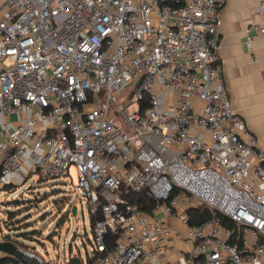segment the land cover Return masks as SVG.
I'll return each mask as SVG.
<instances>
[{"label":"built area","instance_id":"built-area-1","mask_svg":"<svg viewBox=\"0 0 264 264\" xmlns=\"http://www.w3.org/2000/svg\"><path fill=\"white\" fill-rule=\"evenodd\" d=\"M224 2L0 0V189L73 166L100 214L89 264H165L171 237L188 264H264V150L225 88ZM140 190L153 213L124 198ZM202 204L240 235L218 215L191 225Z\"/></svg>","mask_w":264,"mask_h":264},{"label":"crops","instance_id":"crops-1","mask_svg":"<svg viewBox=\"0 0 264 264\" xmlns=\"http://www.w3.org/2000/svg\"><path fill=\"white\" fill-rule=\"evenodd\" d=\"M258 4L259 0H225L220 9L217 55L231 105L264 150V36L250 31L252 40L246 43L247 26L264 24ZM171 222L180 226L177 219ZM188 248L187 243L171 237L165 264H188Z\"/></svg>","mask_w":264,"mask_h":264},{"label":"rangeland","instance_id":"rangeland-1","mask_svg":"<svg viewBox=\"0 0 264 264\" xmlns=\"http://www.w3.org/2000/svg\"><path fill=\"white\" fill-rule=\"evenodd\" d=\"M132 86L130 83L126 88ZM38 180V174L33 173L21 181L19 183L21 185L15 190L0 191V201L34 197L31 208L24 213H30L32 215L30 219L34 220L36 227L41 229L42 237L40 239L42 242L30 241L28 247L34 248L36 253L38 252L42 256L41 258L50 264H67L71 255H77L83 264H87V260L92 257L93 253V245L88 241V239H92V232L87 201L85 197L78 196L73 190V185L76 182L75 168L73 166L70 168L69 175L54 179H42L40 182ZM46 180L47 182H45ZM25 189H33L34 194H28ZM53 189H60V191H53ZM67 196L75 200L74 205L76 206L75 211L73 208L70 211L68 219L63 214ZM4 209L5 206L0 204V224L4 219ZM55 229L57 232H53ZM49 234L53 236L50 239L45 237Z\"/></svg>","mask_w":264,"mask_h":264},{"label":"trees","instance_id":"trees-1","mask_svg":"<svg viewBox=\"0 0 264 264\" xmlns=\"http://www.w3.org/2000/svg\"><path fill=\"white\" fill-rule=\"evenodd\" d=\"M42 179L43 178L39 177L38 182L42 181ZM45 182H47V180ZM20 185L21 184L5 185L0 189V191L15 190ZM29 189H25L26 192L28 194L29 193L34 194L33 193L34 190L33 189L29 190ZM53 191H60V189H53ZM20 194L22 195V192ZM21 195L19 196L21 197ZM124 198L129 203L136 206V208L146 213H150V214L153 213L155 207V201L152 200L145 193L144 190L130 192L126 194ZM32 200H34V197L28 199L18 198L17 200H10V201L8 200L5 202L0 201V204H3L5 206V209L3 210L4 219L2 220V224H0V240L12 241L20 248L32 250L36 253L34 248L28 247V242L30 241L42 242L40 239L42 237L41 229L37 228L35 225V221L30 219L32 216L30 213H24L26 210L28 211L31 208V205L33 204ZM74 203L75 200L72 199L70 196H67V201H65V208H64L65 211L63 213L67 216L66 219L69 218V214L74 206ZM63 204H64V198H63ZM187 213L189 215L191 225L199 224L204 220L210 219L215 215H218L224 225L233 229L234 236L240 235L239 225L236 222L231 220L226 215L218 212L217 210L214 211V209L207 204H202L195 208H189ZM99 217L100 214H98L97 216H93L89 214V223L91 227L94 224L95 220ZM55 227L57 228L56 224ZM53 232H57L56 229L53 230ZM45 237H49L48 239H50L53 236L49 234V235H45ZM107 240L110 243L114 242L113 236L112 237L108 236ZM236 240L237 239L234 238V241ZM88 241L92 244V241L90 239H88ZM38 255L42 257L40 254ZM0 261L1 264H9V263L20 264L19 260H17L14 257L7 256L4 253L0 256ZM79 262L80 264H83L80 258H79ZM89 262L90 259L87 260V264H89ZM43 264H50V263L46 262L43 259Z\"/></svg>","mask_w":264,"mask_h":264},{"label":"water","instance_id":"water-1","mask_svg":"<svg viewBox=\"0 0 264 264\" xmlns=\"http://www.w3.org/2000/svg\"><path fill=\"white\" fill-rule=\"evenodd\" d=\"M76 210V206H73V211ZM0 252L7 256L14 257L22 264H31V260L34 258L28 257L22 249H20L14 242L7 240H0ZM67 264H80L79 257L77 255H71L68 258Z\"/></svg>","mask_w":264,"mask_h":264}]
</instances>
